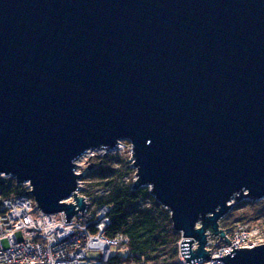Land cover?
Here are the masks:
<instances>
[{
  "label": "water",
  "instance_id": "water-1",
  "mask_svg": "<svg viewBox=\"0 0 264 264\" xmlns=\"http://www.w3.org/2000/svg\"><path fill=\"white\" fill-rule=\"evenodd\" d=\"M121 141L186 262L264 264V244L205 250L264 198V0H0V176L69 222L75 162Z\"/></svg>",
  "mask_w": 264,
  "mask_h": 264
},
{
  "label": "built area",
  "instance_id": "built-area-1",
  "mask_svg": "<svg viewBox=\"0 0 264 264\" xmlns=\"http://www.w3.org/2000/svg\"><path fill=\"white\" fill-rule=\"evenodd\" d=\"M123 147L121 141L114 151H122ZM97 151L110 152L88 151L75 162V173L81 175L80 169L89 161L85 157H92ZM22 186L23 195L13 199L0 197V264H107L112 246L124 248L128 245V238L121 234L111 237L106 235L110 224V208L102 206L92 212L89 199L81 194V181L77 195L84 197L86 206L69 222H65L63 212L42 213L29 194V185L25 183ZM66 203L75 202L69 198ZM34 209L40 211L37 218L31 214ZM224 231L225 237L231 241L229 246L219 235L208 234L205 250H210L209 258L226 256L233 248H251L264 244L261 231L254 227L238 225ZM197 247V242L193 241L192 251ZM179 261L181 264H190L181 252ZM192 264L225 263L220 259H200Z\"/></svg>",
  "mask_w": 264,
  "mask_h": 264
},
{
  "label": "trees",
  "instance_id": "trees-1",
  "mask_svg": "<svg viewBox=\"0 0 264 264\" xmlns=\"http://www.w3.org/2000/svg\"><path fill=\"white\" fill-rule=\"evenodd\" d=\"M109 163L118 167L105 170L104 165ZM128 164L120 159L103 162L98 168L106 171V176L87 185L82 194L88 196L92 212L102 206L110 208L107 236L121 234L128 238V245L121 248L127 255L110 257L107 264H181L178 245L181 234L173 229L169 212L157 202L152 200L148 207L141 206L150 196L149 189L133 190L129 180L133 171L128 169ZM127 177L128 181L124 180ZM105 189L107 193L95 194L96 190ZM23 194L24 187L13 178L0 177L1 198L13 199Z\"/></svg>",
  "mask_w": 264,
  "mask_h": 264
},
{
  "label": "rangeland",
  "instance_id": "rangeland-1",
  "mask_svg": "<svg viewBox=\"0 0 264 264\" xmlns=\"http://www.w3.org/2000/svg\"><path fill=\"white\" fill-rule=\"evenodd\" d=\"M124 147L122 148V151H110L107 153H104L103 151H97L93 154V156H87L85 157V160H89L87 165H83L81 170V194H83L84 189L87 185H92L96 179H98L100 176L105 177L106 171L102 172L99 171L100 168H98L99 165H102L103 162L107 160H116L120 159L123 162L129 163L128 169H131L133 172L129 175V180L131 185L134 182L135 179V169L132 167V162L130 160V144L128 141L123 142ZM92 165V168L88 170V167ZM105 170L106 169H116L118 166L113 164H105L104 165ZM4 177V176H0ZM124 180L128 181V177ZM132 180V181H131ZM148 188V187H143ZM149 189V188H148ZM96 195H102L104 193H107V190H96ZM149 192V191H148ZM150 195V193H149ZM87 199L88 196H86ZM155 201L154 198L150 195L149 198L141 203V206L148 207L151 203V201ZM156 202V201H155ZM32 216L34 218H37L40 214V211L37 209H34L31 212ZM220 226L225 229H230L232 227L238 226V225H246V227L256 228L261 231V236L264 237V198L260 200L251 201L248 199H243L240 201H233V206L230 209L229 212L219 222ZM182 242V239L178 242L179 245V251L181 252L180 244ZM127 255V251L121 249L118 246H112L111 247V258L113 257H125ZM180 256V255H179Z\"/></svg>",
  "mask_w": 264,
  "mask_h": 264
}]
</instances>
